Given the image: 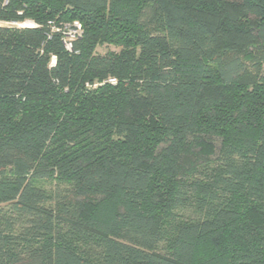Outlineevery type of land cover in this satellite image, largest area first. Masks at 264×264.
Segmentation results:
<instances>
[{"label": "trees", "instance_id": "trees-1", "mask_svg": "<svg viewBox=\"0 0 264 264\" xmlns=\"http://www.w3.org/2000/svg\"><path fill=\"white\" fill-rule=\"evenodd\" d=\"M0 264H264V0H0Z\"/></svg>", "mask_w": 264, "mask_h": 264}, {"label": "rangeland", "instance_id": "rangeland-1", "mask_svg": "<svg viewBox=\"0 0 264 264\" xmlns=\"http://www.w3.org/2000/svg\"><path fill=\"white\" fill-rule=\"evenodd\" d=\"M67 30H68L67 32L69 34L68 35L69 37L67 39H72L73 37H75V35L79 34L82 29L80 27H78V25L75 23L73 27H68ZM99 51L100 52H105L106 48L101 47L99 49Z\"/></svg>", "mask_w": 264, "mask_h": 264}, {"label": "built area", "instance_id": "built-area-1", "mask_svg": "<svg viewBox=\"0 0 264 264\" xmlns=\"http://www.w3.org/2000/svg\"><path fill=\"white\" fill-rule=\"evenodd\" d=\"M76 24L78 25V27L81 28V25L80 24H78V23H76ZM68 48H71V44L70 43L68 44Z\"/></svg>", "mask_w": 264, "mask_h": 264}]
</instances>
